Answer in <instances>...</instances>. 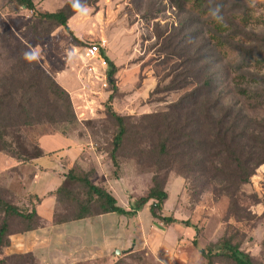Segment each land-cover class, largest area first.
I'll return each mask as SVG.
<instances>
[{
  "label": "rangeland",
  "instance_id": "1",
  "mask_svg": "<svg viewBox=\"0 0 264 264\" xmlns=\"http://www.w3.org/2000/svg\"><path fill=\"white\" fill-rule=\"evenodd\" d=\"M33 1L39 12L55 13L64 9L69 18L67 26L79 43H71L62 27L55 28L53 24L41 22L31 12L8 0H0V80L12 70L28 74L21 62L26 60V52L35 51L39 67L68 93L76 122L60 121L50 108L39 110L36 107V111L23 119L21 116L16 119L7 109H2L1 116L13 124L11 128L3 129L4 141L15 155L30 157L36 153L38 140L70 136L81 145V156L76 164L91 169L92 183L127 181L129 189L124 195L128 199L135 196L137 199H132L135 202L152 187L153 174L159 168L153 165L155 147L148 144L151 142L155 146L156 137H151L149 129L155 127L156 122L143 117L162 112L195 87L192 83L181 91L159 92L171 80H177L180 87L185 78L194 82L196 74L200 82L211 78V87L223 95L225 105L240 109L247 117L264 124L261 91L257 98L242 97L236 92L246 87L251 92L254 90L248 76L239 77L238 74L245 72L237 70L235 55L225 58L215 51L199 24L191 23L187 32L182 33L180 29L187 16L178 13L169 0ZM77 2L79 7H74ZM222 2L224 0H212L211 4ZM228 3L227 14L233 13L235 8L240 9L242 4L239 0H229ZM244 3L254 10L246 31L263 38L264 0H245ZM91 45L100 46L101 54L115 66L113 86L116 91L108 82L104 89L95 78V75L107 74L108 64L105 70L95 73L87 70L82 51ZM196 60L197 64H193ZM249 71L264 75L263 66ZM156 88L157 93L151 95ZM111 94L114 96L113 111L128 117L131 124L128 141L117 154V179L109 158L117 127L105 112ZM5 122L1 117L4 124L1 127L6 126ZM15 123L19 124L18 128ZM6 158L9 157L0 152V183L1 180L7 183L0 187L9 191V195L4 194L2 189L1 196L9 203L32 206L31 198L22 196L25 188H21L18 177L12 179L8 176L12 165ZM94 164L99 165V173H95ZM170 168L166 184L168 199L162 214L174 217L178 223L165 227L154 221L149 214L152 204L149 202L136 219L130 216L125 221L120 216L121 224L127 225L118 229L121 234H112L117 241L132 237L137 245L135 250L123 249L120 255L111 252L109 256L101 257L84 250L77 253L81 258L78 264H208L199 250L212 246L226 233L240 244V250L250 256L254 264H264V164L255 170L249 184L242 188L246 196L239 202L243 209L239 211L240 219L229 216V200L212 192V185L205 183L207 178L200 167L193 168L190 164L188 171H183L179 165ZM19 174L28 179L27 171ZM75 192L81 195L77 189ZM11 193L22 198H12ZM116 198L123 205L125 199L119 189ZM69 208L63 204L58 216L70 217ZM94 222L101 224L99 220ZM182 222H188L198 231L197 248L192 245L194 230ZM139 233L142 240L138 239ZM212 264L234 263L220 258Z\"/></svg>",
  "mask_w": 264,
  "mask_h": 264
},
{
  "label": "trees",
  "instance_id": "2",
  "mask_svg": "<svg viewBox=\"0 0 264 264\" xmlns=\"http://www.w3.org/2000/svg\"><path fill=\"white\" fill-rule=\"evenodd\" d=\"M8 1L18 8L31 12L33 17L41 22L53 24L55 28L62 27L71 43H79L67 26L69 18L64 9L55 13L39 12L33 0ZM169 1L178 13L187 16L188 23L186 20L180 29L182 33L187 32V26L189 27L191 23L199 24L215 51L225 58L235 55L238 61L237 70L245 72L238 74L239 77L248 76V81L253 85L254 90L251 92L247 87L237 89V94L242 97L257 98V94L261 91L260 96H264V75L252 74L249 71L256 70L258 66L264 68V37L260 38L246 31L252 21L253 8L246 6L245 0H239L242 2L240 9L235 8L233 13L227 14L225 10L229 0H224L219 5L211 4L212 0ZM217 7L218 15L222 17L220 21L212 15ZM104 58L108 64V83L116 91L113 86L116 68L105 56ZM197 62L198 60L193 64ZM21 67L28 74H18L12 70L0 80V152L17 163L26 164L41 157L43 152L37 143L36 153L31 154L30 157L22 158L15 155L4 141L3 129L11 128L13 124L1 116L2 109H7L16 119L19 116L22 119L26 118L36 111V107H39V110L48 108L54 110L60 121L76 122V118L68 93L39 67L36 59L32 61L26 59L21 62ZM187 79L182 80L183 86L180 87L177 80H171L159 92L181 91L192 83H195L194 88L183 94L176 103L168 105L162 112L143 117L145 120L156 122V126L149 129L151 137H156L155 146L151 142L148 144L150 147H155L156 161L153 160V165L159 166L153 174L152 187L147 195L133 201L129 211H125L119 207L110 192L92 183L91 169L79 167L76 162L66 174L62 185L52 194L56 199L53 225H63L106 214L133 216L149 202L152 203L149 214L154 221L165 227L175 225L178 221L174 217H166L162 214L163 205L168 199L166 184L171 171L169 167L179 165L183 171H188L190 164L193 168H201L207 178L205 183L212 185V192L229 200V216L240 219L239 211L243 209L240 208L239 202L246 196L242 193V188L249 184L255 170L264 164V124L247 117L240 109L225 105L223 95L211 87V78L200 82L196 74L192 80L194 82H188ZM157 89L151 95L157 93ZM113 99L114 96L111 94L105 105V112L117 127L109 154L114 167L113 175L117 179L119 178L117 154L128 141L131 124L128 117L120 116L113 111L111 107ZM1 117L2 121L3 119L6 121L4 127H1L4 125L1 123ZM15 126L18 128L19 124L15 123ZM76 167L80 169L76 170ZM161 172H163L162 177ZM75 189L81 195H78ZM0 191L9 195L7 189L0 187ZM11 197L14 198L13 194ZM63 204L70 207V217L58 216ZM24 205L9 203L0 194V256H2L0 264H37L35 257L29 253L8 256L4 254L10 246V238L13 235L31 232L41 226L34 205ZM182 224L194 230L192 245L197 248L198 231L188 222ZM199 254L208 264L220 258L234 264H254L250 256L240 250V244L227 233L212 246L200 249Z\"/></svg>",
  "mask_w": 264,
  "mask_h": 264
},
{
  "label": "crops",
  "instance_id": "3",
  "mask_svg": "<svg viewBox=\"0 0 264 264\" xmlns=\"http://www.w3.org/2000/svg\"><path fill=\"white\" fill-rule=\"evenodd\" d=\"M38 145L43 155L26 164L17 163L11 158L6 159L12 165L8 169V176H11L12 179L18 177L22 185L21 188H25L22 196L31 198L41 226L31 232L13 235L10 238V246L4 251V254L29 253L35 257L37 264H78L81 262V258L77 256V253L80 254L84 250L96 257L109 256L111 252L115 254L116 251L122 252L123 249L135 250L137 245L135 240L131 239L132 237L121 238L118 241L116 237H112V234L119 233L120 227L127 225L126 223L121 224L119 217H124L123 219L126 221L130 217L128 215L106 214L63 225H53L56 199L52 194L62 185L72 165L79 160L82 150L77 140L70 136H55L50 140H38ZM98 167L94 164L95 173H99ZM23 171L28 172V179H24L19 174ZM1 181L0 185H7L6 182H3L4 180ZM116 183L108 180L106 183L103 182L100 185L95 183L94 185L105 188L116 199L119 207L129 211V207L133 203L132 199L137 198L132 196V199H128L124 195L127 193V188L129 189L127 181L121 179ZM118 189L120 193H123L125 199L123 205H120L116 198ZM128 195L131 196L129 190ZM13 197L22 198L16 194H13ZM139 213L133 215L131 219L138 218ZM97 220L101 221V224L94 222ZM90 223L93 224L90 225ZM140 238L141 233H139L138 239L142 240Z\"/></svg>",
  "mask_w": 264,
  "mask_h": 264
},
{
  "label": "built area",
  "instance_id": "4",
  "mask_svg": "<svg viewBox=\"0 0 264 264\" xmlns=\"http://www.w3.org/2000/svg\"><path fill=\"white\" fill-rule=\"evenodd\" d=\"M82 53V60L86 63L85 66L89 72L95 73L99 70H105L107 62L104 56L101 54L100 46L91 45L83 49ZM95 76H97L95 78L99 81V83H101V86L104 89L108 87L107 74L101 73Z\"/></svg>",
  "mask_w": 264,
  "mask_h": 264
},
{
  "label": "clouds",
  "instance_id": "5",
  "mask_svg": "<svg viewBox=\"0 0 264 264\" xmlns=\"http://www.w3.org/2000/svg\"><path fill=\"white\" fill-rule=\"evenodd\" d=\"M74 7H79V4L78 2L76 4H74ZM218 12H219V8L217 7V9L215 11H213L212 15L215 19H217L218 21L222 20V17L218 15ZM24 58L29 60V61H32V60H35L37 59V54L35 51H30V52H26L24 54Z\"/></svg>",
  "mask_w": 264,
  "mask_h": 264
},
{
  "label": "water",
  "instance_id": "6",
  "mask_svg": "<svg viewBox=\"0 0 264 264\" xmlns=\"http://www.w3.org/2000/svg\"><path fill=\"white\" fill-rule=\"evenodd\" d=\"M121 254V252L120 251H116L115 252V255L117 256V255H120Z\"/></svg>",
  "mask_w": 264,
  "mask_h": 264
}]
</instances>
